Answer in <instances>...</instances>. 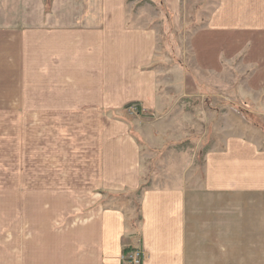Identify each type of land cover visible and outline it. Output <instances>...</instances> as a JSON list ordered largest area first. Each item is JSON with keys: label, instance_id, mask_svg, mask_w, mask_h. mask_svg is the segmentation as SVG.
<instances>
[{"label": "crops", "instance_id": "crops-1", "mask_svg": "<svg viewBox=\"0 0 264 264\" xmlns=\"http://www.w3.org/2000/svg\"><path fill=\"white\" fill-rule=\"evenodd\" d=\"M168 2L174 11L183 4ZM129 17L126 0H54L48 12L41 2L27 24L1 18L0 57L12 52L24 67L19 82L27 75L31 104L45 107V113H52L54 106L56 113L76 112L77 121L87 125L77 131L76 167L68 166L76 171V179L61 184L77 188L82 196L71 201V210L37 213L35 219L46 221L29 222L27 229H20L19 239L16 233L12 236L11 248L0 243V264H125L126 250H140L143 264H231L235 247L228 236L245 232L213 227L210 213L196 210V189L190 193L186 183L201 164L197 147L170 152L186 156V163L176 168L177 174L165 170L162 185L150 187L147 175L142 178L137 139L130 126L112 114L133 103L148 113L163 107L157 73L151 68L157 34L131 28ZM204 26L196 32L195 43L202 72L223 74L230 57L244 56V66L256 68L258 89L264 87V0H219ZM186 80L183 90L193 94L196 79ZM201 153L202 190L209 200L226 204L255 196L253 206L260 207L264 150L259 144L237 135ZM141 189L136 229L128 219L132 205L105 202L101 193L120 196ZM93 190L91 199L85 196ZM258 243L256 251L261 252L264 246Z\"/></svg>", "mask_w": 264, "mask_h": 264}, {"label": "rangeland", "instance_id": "rangeland-1", "mask_svg": "<svg viewBox=\"0 0 264 264\" xmlns=\"http://www.w3.org/2000/svg\"><path fill=\"white\" fill-rule=\"evenodd\" d=\"M168 1L183 4L174 11ZM41 2L48 12L54 0H0V20L3 17L8 23L27 24ZM126 2L129 26L156 32L158 41L151 68L157 73L163 107L148 113L141 104L133 103L129 108L128 104L119 109L118 113L112 112L130 126L140 145L143 181L147 175L148 186L162 185L165 170L177 174L176 168L180 170L186 163L183 159L186 156L170 152L197 147V163L201 164L191 172L186 183L190 193L196 189V210L210 213L213 227L223 225L245 232L240 233L243 240L240 236H228L233 238L230 245L235 247L228 263L253 264L258 258V262L264 264V249L256 251L258 242L264 246L261 236L264 235V216L258 215V210L264 211V202L255 208L252 202L255 196H245L244 202L220 204L209 200L202 190L205 155L201 152L222 147L237 135L259 144L264 150V87L258 89L255 83L259 79L254 74L256 68L244 66V56L230 57L224 73L219 75L203 73V68L197 66L196 32L203 31L219 0ZM12 54L0 57V243L5 244V249L11 248L15 233L19 239L20 229H27L30 223L46 221L35 219L37 213L71 210L75 206L71 201L82 196L77 188L61 184L76 179V171L68 166L76 167L77 131L87 125L77 121L80 117L76 112L56 113L54 106L52 113L47 114L45 107L32 105L28 77L23 75V82H19L24 67ZM190 77H195L198 86L193 94L183 90ZM89 161H92L91 156ZM95 192L85 196L91 199ZM101 194L105 202L132 205L128 219L139 228L142 189L139 193L120 196ZM236 237H239L238 242Z\"/></svg>", "mask_w": 264, "mask_h": 264}, {"label": "built area", "instance_id": "built-area-1", "mask_svg": "<svg viewBox=\"0 0 264 264\" xmlns=\"http://www.w3.org/2000/svg\"><path fill=\"white\" fill-rule=\"evenodd\" d=\"M122 261L126 264H143L144 254L140 250H134L129 255L122 256Z\"/></svg>", "mask_w": 264, "mask_h": 264}, {"label": "trees", "instance_id": "trees-1", "mask_svg": "<svg viewBox=\"0 0 264 264\" xmlns=\"http://www.w3.org/2000/svg\"><path fill=\"white\" fill-rule=\"evenodd\" d=\"M131 105H133V104H129L128 106H127V108H129ZM116 113V112H115ZM115 115V114H114ZM134 250H126L125 252H124V255H129L130 253H132Z\"/></svg>", "mask_w": 264, "mask_h": 264}, {"label": "bare ground", "instance_id": "bare-ground-1", "mask_svg": "<svg viewBox=\"0 0 264 264\" xmlns=\"http://www.w3.org/2000/svg\"><path fill=\"white\" fill-rule=\"evenodd\" d=\"M124 256V255H123ZM125 263V262H124ZM126 264V263H125Z\"/></svg>", "mask_w": 264, "mask_h": 264}]
</instances>
